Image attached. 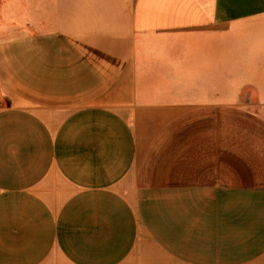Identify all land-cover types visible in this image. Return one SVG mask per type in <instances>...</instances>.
<instances>
[{"label":"crops","instance_id":"0c3cea01","mask_svg":"<svg viewBox=\"0 0 264 264\" xmlns=\"http://www.w3.org/2000/svg\"><path fill=\"white\" fill-rule=\"evenodd\" d=\"M0 264H264V0H0Z\"/></svg>","mask_w":264,"mask_h":264}]
</instances>
